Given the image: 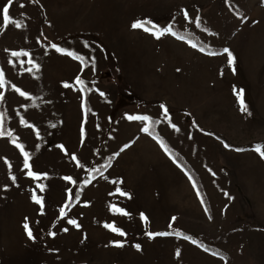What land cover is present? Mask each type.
Returning <instances> with one entry per match:
<instances>
[{
	"label": "rangeland",
	"instance_id": "1",
	"mask_svg": "<svg viewBox=\"0 0 264 264\" xmlns=\"http://www.w3.org/2000/svg\"><path fill=\"white\" fill-rule=\"evenodd\" d=\"M0 74V264H264V0H0Z\"/></svg>",
	"mask_w": 264,
	"mask_h": 264
},
{
	"label": "snow or ice",
	"instance_id": "2",
	"mask_svg": "<svg viewBox=\"0 0 264 264\" xmlns=\"http://www.w3.org/2000/svg\"><path fill=\"white\" fill-rule=\"evenodd\" d=\"M12 2V0H8V3L10 4ZM2 13H3V19H4V21H5V23H7L8 21H9V19H10V17H9V8L7 7V6H4L3 7V9H2ZM145 24H152V28L153 29H157V26L154 24V23H152L151 21H137V22H135L132 26L134 27V28H144L145 27ZM145 30L146 31H150L151 29H148V28H145ZM172 33V35H176V33L175 32H172V27H171V25H169L168 27H166V28H164L162 31L161 30H159V29H157L156 31H155V35H156V37L157 38H159L161 35H163L164 33ZM180 39H183V37H180ZM196 45L195 44H193V47H195ZM53 47L55 48L56 47V45H53ZM201 51H204V49L203 48H201L200 49ZM223 53H225V54H227V56H228V63L230 64V65H233L234 64V62H235V57L233 56V54H232V52L228 49V48H224L223 49ZM69 55H75L74 53H68ZM211 54H213V55H215V54H217V53H211ZM12 55H19L18 53H12ZM76 58H80V57H76ZM91 64L93 65V67H94V65H95V57H92L91 58ZM234 70V69H233ZM0 80H2V74H0ZM77 82L78 83H80V84H83L84 82L82 81V80H80L79 79V77L77 78ZM101 95H104V93H101ZM237 96H238V102H239V104H240V110L242 111V112H247V105L245 104V102H244V93H243V90H239L238 92H237ZM161 107H162V109L164 110V113L165 114H167V112H168V109H167V107L166 106H164V105H161ZM130 119H140V120H144V121H148L149 123H148V126H146V127H144L142 130L144 131V132H146V133H148V132H150V130L152 129V127L155 125V124H157V123H159V121H157V120H153L152 118H150V117H148V116H133V117H129ZM173 127H175V125H173ZM0 134H3L2 132H0ZM161 146L164 148V150L166 151V152H168V154L170 155V156H173V158L175 159L176 157L173 155V153H171L170 151H169V149H168V147L164 144V142L163 141H161ZM22 147V146H21ZM225 147H228V145H225ZM242 149H237V151H241ZM256 151L257 152H259L260 154H261V156L262 157H264V150H262V148H261V146H257L256 147ZM24 156H25V161H24V167L25 168H28L29 167V163H28V157H29V153L28 152H24ZM28 175L29 176H33V175H35V173L34 172H32V171H29L28 172ZM12 179L13 180H15V177H12ZM65 179H70V178H68V177H66ZM43 185H41L40 186V188H41V190H43ZM121 190L118 188L117 189V192H120ZM121 194L122 195H127V193L126 192H121ZM32 199L34 200V201H36L37 203H39V204H43V201H42V199H41V197H39V196H37V195H33L32 196ZM66 207H67V205H66ZM114 211H116V212H118V213H122V214H124V215H127V213L126 212H124V209H122V208H116V207H114ZM60 214H61V216H65L66 215V213H65V211H64V208H62L61 209V211H60ZM143 215V214H142ZM144 219H145V221L147 220V217L145 216V217H143ZM68 223H70V224H74V225H76L77 227H79V225L78 224H76V221L75 220H69L68 221ZM106 227H108V228H110L113 232H117V233H119L121 236H124V235H126V233L122 230V229H120V228H117L115 225H113V224H107V225H105ZM25 229L27 230V234L31 237L32 236V231H31V229H30V227H29V225L26 223L25 224ZM65 231H67V229H64ZM170 233H153V232H148L147 233V235L149 236V237H153V236H157V235H169ZM51 235H55V233L53 232V233H51ZM195 242V241H194ZM117 247H122L123 246V242L122 241H114L113 242ZM136 247L139 249V247H140V245L139 244H137L136 245Z\"/></svg>",
	"mask_w": 264,
	"mask_h": 264
},
{
	"label": "trees",
	"instance_id": "3",
	"mask_svg": "<svg viewBox=\"0 0 264 264\" xmlns=\"http://www.w3.org/2000/svg\"><path fill=\"white\" fill-rule=\"evenodd\" d=\"M144 28H148V29H151L152 31H155V29H153L152 28V25H150V24H145V27ZM172 32H175L176 35L179 36V37H183V39H185L191 45L195 44L196 45L195 47L197 49L200 50L201 48H203L204 49L203 52H206V53H214V49H212L211 47H209V46L205 45L204 43H202L200 40H198L192 34H190V33H183V32L181 33L175 27H172ZM152 136L155 138V140L161 146V140L157 136H155L154 134ZM161 148L167 154V156L172 160V162H174L185 173V175L190 179L191 178V174H190L189 170L179 161V159L175 156V154L171 150H169L176 157L174 159L173 156H170L168 154V152H166L162 146H161ZM180 236L184 237L185 235L181 233Z\"/></svg>",
	"mask_w": 264,
	"mask_h": 264
}]
</instances>
